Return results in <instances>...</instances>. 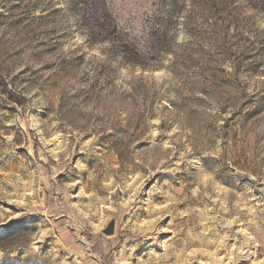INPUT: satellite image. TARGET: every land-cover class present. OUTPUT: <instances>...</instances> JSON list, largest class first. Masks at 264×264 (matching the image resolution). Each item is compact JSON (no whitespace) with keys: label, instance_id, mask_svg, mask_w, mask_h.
I'll return each instance as SVG.
<instances>
[{"label":"rangeland","instance_id":"rangeland-1","mask_svg":"<svg viewBox=\"0 0 264 264\" xmlns=\"http://www.w3.org/2000/svg\"><path fill=\"white\" fill-rule=\"evenodd\" d=\"M0 264H264V0H0Z\"/></svg>","mask_w":264,"mask_h":264},{"label":"water","instance_id":"water-1","mask_svg":"<svg viewBox=\"0 0 264 264\" xmlns=\"http://www.w3.org/2000/svg\"><path fill=\"white\" fill-rule=\"evenodd\" d=\"M105 233H106L107 235H111V234H112V225H109V226L107 227V229L105 230Z\"/></svg>","mask_w":264,"mask_h":264},{"label":"bare ground","instance_id":"bare-ground-1","mask_svg":"<svg viewBox=\"0 0 264 264\" xmlns=\"http://www.w3.org/2000/svg\"><path fill=\"white\" fill-rule=\"evenodd\" d=\"M151 214V213H150Z\"/></svg>","mask_w":264,"mask_h":264}]
</instances>
